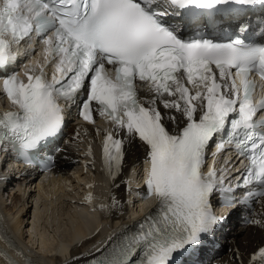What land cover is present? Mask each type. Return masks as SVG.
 <instances>
[{
	"label": "snow or ice",
	"instance_id": "1",
	"mask_svg": "<svg viewBox=\"0 0 264 264\" xmlns=\"http://www.w3.org/2000/svg\"><path fill=\"white\" fill-rule=\"evenodd\" d=\"M241 16L252 22L235 34L217 19ZM205 28L222 38H208ZM188 29L191 37L183 35ZM33 35L42 39L44 63H36L38 74L26 69L25 81L9 72L17 59L11 45ZM253 76L264 89V0H0V91L16 108L0 115V153L36 165L73 105L90 124L94 113L106 117L114 125L102 143L108 175L115 180L131 147L142 149L141 199L157 203L88 264H199L227 218L214 214L212 198L244 206L264 196V118L254 119L264 97L254 99ZM137 81L149 95H138ZM210 147L213 158L234 151L249 161L233 187H225L231 155L219 177L215 160L202 171ZM51 162L49 154L41 166ZM250 185L236 200L235 190ZM257 257L264 264V247Z\"/></svg>",
	"mask_w": 264,
	"mask_h": 264
},
{
	"label": "bare ground",
	"instance_id": "2",
	"mask_svg": "<svg viewBox=\"0 0 264 264\" xmlns=\"http://www.w3.org/2000/svg\"><path fill=\"white\" fill-rule=\"evenodd\" d=\"M147 95L149 94L145 96ZM81 129L86 139L94 136L89 127H81ZM74 130L75 128L69 129L72 133ZM88 145L90 141H76L74 153L78 154V149L85 150ZM91 156L94 160L93 170L90 171L92 176L85 174L86 172H83L79 163H75L70 168L71 171L61 170V173L49 179L45 185H38V182L18 181L15 183L16 190L9 196V205H5V200L1 201L3 206L5 205L3 210L8 218L2 221V226L6 231L15 234L14 238L20 245L25 239V234L32 236L27 240L33 244L39 242L42 255L40 259L24 256L22 251L3 233L0 234L2 264H9V261H13L14 264H18L17 261L19 264H25L26 261H31L32 264H87L88 259L106 251L110 241L107 236L113 235L119 223L120 227L125 226L124 218H131L136 211L132 197L123 195L122 180L129 167L133 166L134 170H137L138 163L144 158V154L142 149L136 146L131 147L125 157L124 166L115 180L108 175L105 167L99 166L93 154ZM68 158L67 153H59L58 166H67ZM30 184H34V191L31 190ZM80 184H83L86 189H92L102 227L100 225L98 228L99 222L94 220L93 216L82 213L83 210L79 209L81 206L78 208L84 192ZM30 202L33 205H30ZM29 211L31 212L30 223L27 222ZM50 218L57 224H51ZM67 218L73 219V222L70 226L68 225L66 237L63 234L64 230L61 233V228H63L61 226H66L64 221ZM254 220L259 221V223H253V225L256 224V229L239 227L231 231L228 237L229 242L232 240L231 244L229 243V251L223 254L224 257L220 256L216 264H250L249 254L264 239V200L261 201ZM103 241L105 243L100 246ZM223 247L224 245L221 244L220 253ZM21 248L23 249L24 246ZM98 248L101 252H97ZM27 253L30 255L33 250L29 249ZM10 254L16 258V261Z\"/></svg>",
	"mask_w": 264,
	"mask_h": 264
},
{
	"label": "rangeland",
	"instance_id": "3",
	"mask_svg": "<svg viewBox=\"0 0 264 264\" xmlns=\"http://www.w3.org/2000/svg\"><path fill=\"white\" fill-rule=\"evenodd\" d=\"M32 191H34V190H32ZM33 205V203H31L30 202V205ZM31 212H32V210H30ZM29 211V212H30ZM31 212L29 213V219L27 220V222L28 223H30L31 222V218H30V216H31ZM50 221H52V223L51 224H57V222L56 221H53V220H51V218H50ZM55 222V223H54ZM65 222V224H66V226L65 225H62L61 227H63V228H61V233H62V231L64 230L65 232L63 233L64 234V236H66V234H67V231H68V227L70 226V224L73 222V219H71V218H67V220H65L64 221ZM69 225V226H68ZM66 227V228H65ZM67 237V236H66ZM223 250L221 251L222 252V254H225L226 252H227V250H228V245H225L223 248H222Z\"/></svg>",
	"mask_w": 264,
	"mask_h": 264
}]
</instances>
